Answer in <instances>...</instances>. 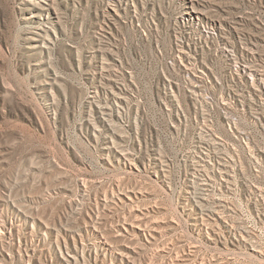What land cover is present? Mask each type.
<instances>
[{
	"label": "rangeland",
	"instance_id": "374dc122",
	"mask_svg": "<svg viewBox=\"0 0 264 264\" xmlns=\"http://www.w3.org/2000/svg\"><path fill=\"white\" fill-rule=\"evenodd\" d=\"M106 1L0 0V264H264V0Z\"/></svg>",
	"mask_w": 264,
	"mask_h": 264
},
{
	"label": "bare ground",
	"instance_id": "6f19581e",
	"mask_svg": "<svg viewBox=\"0 0 264 264\" xmlns=\"http://www.w3.org/2000/svg\"><path fill=\"white\" fill-rule=\"evenodd\" d=\"M25 1L28 3H30V2H32V3H36V4H34V5H39L40 6V4H42L43 5V7L42 6H40V8H41V10H42V12L40 13V15L38 16V19L39 20H41V21H43L44 20V16L45 15H43L42 13H44V11L45 12H47L48 11V13L51 11V13H52V10L53 9H51V10H48V1L49 0H24V3H25ZM126 2V1H128V0H108V1H106V3H105V10L106 9H108L109 8V2L110 3H113V4H122L123 2ZM182 2H183V4H185L187 7H189L188 9L186 8L185 10H184V12H182V15L180 16V18H181V22L183 23L184 22V20H189V18H194V13H193V10L192 9H194V0H181ZM23 2V1H22ZM38 5H37V7H38ZM112 11H114V9L113 8H110ZM31 16H33V15H31ZM178 23H179V21H178ZM181 23V24H182ZM45 30V29H44ZM41 36V35H40ZM38 37V36H37ZM250 75H252V74H250ZM254 75V74H253ZM256 77H255V75L252 77V80L253 79H255ZM260 82H262V81H260ZM210 224V223H209ZM211 225V224H210ZM255 251V250H254ZM258 252V251H257ZM199 264H217V259H208V260H201V262L199 263Z\"/></svg>",
	"mask_w": 264,
	"mask_h": 264
}]
</instances>
